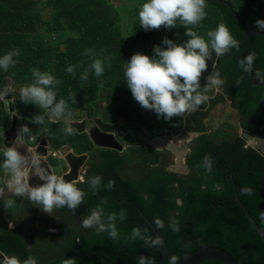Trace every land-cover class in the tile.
I'll return each mask as SVG.
<instances>
[{
	"label": "trees",
	"instance_id": "16d2710c",
	"mask_svg": "<svg viewBox=\"0 0 264 264\" xmlns=\"http://www.w3.org/2000/svg\"><path fill=\"white\" fill-rule=\"evenodd\" d=\"M225 1L232 5V9ZM243 1H246V8L256 10L253 9L255 8L253 2L257 0ZM258 1L264 5V0ZM69 3L68 7L66 5L68 21L72 17L70 12L73 9L79 10L77 19L86 18L89 21V27L85 30L90 31L91 23L95 21L96 15L88 9L89 7H83L78 3V8L75 6V1ZM19 5L21 9L13 12L12 9ZM237 5L243 6L236 4L234 0H205V6L212 7L218 12L222 23L228 27L230 34L239 43L238 48L229 49L224 55L218 56L216 70L224 79V93L234 100L233 109L243 120L241 127L264 135V87L255 85L249 79L248 73L243 71L237 63L245 54V30L236 16L245 21L242 16V10L245 12V8L240 10ZM33 11L32 4L31 14L29 13V0H0V30L1 26H5L6 32L10 34L9 40L5 39L8 43L4 47V52L15 49L14 47L19 45L13 41L18 27L16 29L10 27L13 25L12 19L18 17L21 29L25 31L31 27L32 31L40 21ZM26 20H30L31 25L25 26ZM12 36L14 37L11 39ZM86 40H74L76 44L70 46L68 55H64L66 59L58 56L57 61L64 62V65L66 63L72 65L73 59L70 57L72 50L74 55H80V52L85 55V49H92V54L80 61L83 71L79 72V76L73 77L71 73H67L66 67H64V74L70 76L67 89L93 95L97 91L95 85L100 84L102 77L93 75L90 64L94 58L103 60L102 46L104 45L100 40L92 41L90 38ZM134 48L140 49L138 46ZM1 50L0 52L4 53ZM18 50L22 61L26 62L24 66L26 69L29 68V60H31V71L36 67L43 68L45 64L50 65L49 57H46L44 61L36 60L44 54L33 46L31 49L23 47ZM29 53L31 58L28 57ZM250 54L253 55L252 68L255 75L264 81L263 35L252 36ZM113 61L117 62L114 58L105 64L103 73L111 67ZM85 68L91 72H88L86 80H81L80 76ZM95 116L102 117V109L99 106ZM58 126L61 130L63 123H58ZM78 134H86L89 138L87 133ZM65 144H54V148L59 150ZM189 145L190 153L186 159L189 172L186 175L170 172L167 167L161 165L149 164L146 166L143 177L138 180L121 175L126 170L129 159V153L126 150L119 152L98 147L99 160L87 168L84 183L89 176L100 175L102 177L100 186L93 192L88 185L84 190L83 200L75 211L67 207L54 208V210L71 217L84 218L88 210L100 204L101 201L104 202L103 207L106 213H118L120 209H124V218L116 219L117 239L109 238L106 232L97 234L91 228L76 229L61 224L58 227V233L62 235V247L55 256L45 260L39 252L26 243L22 232L18 229H7L5 233L0 234V250L6 254L15 255L21 260L31 254L36 258L37 264H61L63 259H73V264H137L141 255L150 258L152 264H157L163 255L162 245L150 246L139 237L130 239V236L131 229L136 227L142 234L147 230V235L152 238L157 237L147 221L155 227L152 221L158 217L163 221L164 226L155 228L163 237L168 250L164 264H168V258L172 255L177 257L178 262L205 245L226 250L238 261V264H264V244L236 200L238 196L264 235V222L259 219V212L264 211V157L252 148L246 147V143L239 137L233 141L218 144L205 134L198 136ZM75 154L80 155L85 152ZM205 155L212 160L210 172H206L200 166L202 157ZM109 179L113 181L110 189L104 187ZM242 186L251 187L252 194L241 193L239 189ZM170 219L176 220L178 226L176 231H172L169 227ZM204 264L221 263L214 261Z\"/></svg>",
	"mask_w": 264,
	"mask_h": 264
},
{
	"label": "rangeland",
	"instance_id": "374dc122",
	"mask_svg": "<svg viewBox=\"0 0 264 264\" xmlns=\"http://www.w3.org/2000/svg\"><path fill=\"white\" fill-rule=\"evenodd\" d=\"M71 1H75L76 7H78V3L83 7H89L88 9L96 15L95 21L91 23L90 31L85 30L89 27V21L86 18L77 19L79 10L73 9L70 12L72 14L71 20L68 21L69 15L66 5L68 7ZM234 1L236 4L239 2L241 4L243 0ZM142 2L143 0H29V13L31 14L33 4V12L40 20L34 26L35 29L31 31L30 27L23 31L19 26L21 22L18 17L12 19L13 25H10L13 29L18 27L14 33L15 39L13 41L19 45L15 46V49H22L23 47L31 49L33 46L44 54L36 60L42 59L44 61L46 57L50 58V65L45 64L43 68L36 67L35 69L50 72L58 81L55 88L57 96L63 97L69 103L73 111L74 118L72 121L86 119L88 123H91L98 118L95 116V112L99 106L102 109V117L100 118L104 122L120 125L116 130V135L124 149L129 153L126 170L121 175L134 180L143 177L146 166L149 164L168 167L174 162V157L170 152L155 150L148 144V139L163 138L167 142L189 147L187 139L192 133L193 126L187 116H173L165 121L162 118H157L151 110L141 108L124 86V62H127L130 56L137 52L151 57L153 45L166 47L161 45V40L164 37L172 39L175 43H180L186 39L184 36L185 27L191 28L197 35L206 38V33L209 30L215 29L218 23H222L218 12L212 7L205 6L206 16L195 25H183L177 21L175 27L165 29L162 25L158 29L145 31L139 27L137 18V9ZM245 3L246 1H244ZM237 6L240 10L245 8V12L242 10V16L252 25L256 19H264V5L260 4L258 0L253 2V6H255L253 9L256 10L246 8V4ZM91 7L93 8L91 9ZM19 9H21L20 5L12 11L16 12ZM24 23L25 26L31 25L30 20H26ZM9 35L6 32V27L1 26L0 49L3 52L4 47L7 46ZM86 38H90L92 41L100 40L104 45L102 46V55L110 57L111 60L114 58L117 60V62L113 61L111 67L106 68L107 71L105 70L100 75L102 80L100 84L98 82L99 85H95L97 91L93 95L81 94L77 90L67 89L70 76L64 74V67L70 63L64 65V62L57 61L58 56L66 59L64 55H68L70 46L76 44L74 40H86ZM135 46L140 49H135ZM2 54L0 52V55ZM28 57L31 58V53L28 54ZM70 57L73 59L72 66L74 69L71 75L73 77L79 76V72L83 71L80 61L88 57L81 52L80 55H74L73 50ZM13 59L16 63L12 64L7 71H0V91L5 93L4 96L0 97V144H4L3 132L11 126V118L15 117L19 126L25 124L30 128L35 134L36 142L42 139L47 140L49 154L47 161L54 168L56 174L62 176L64 172H67L68 166L66 160L60 157L61 153L60 156L57 155L58 157L52 156L55 150L58 151V149L52 148L54 144L66 143L64 146H69L74 153L84 151L88 156L86 163L88 167L93 162L98 161V147L91 143L86 134L79 135L75 129L71 135L63 134L58 126V123H63L62 121L49 122L45 118L44 125L32 122L31 118L41 114L43 110L21 102L18 92L21 85H26L32 81L31 60H29V68L26 69L24 67L26 62L25 60L22 61L20 53ZM63 75L64 77H62ZM205 75L207 74H201L200 77L202 86L205 82ZM221 79L223 82L218 88L208 90L207 98L223 90L224 79L222 77ZM69 93H71V99ZM233 102L234 100L228 98L227 104L217 106L206 121L207 134L215 143L233 141L239 137L243 120L233 109ZM207 105L206 99L196 109H205ZM25 142L27 146L34 144L32 141ZM4 179L5 177L0 176V184L3 183ZM84 181L85 173L82 172L79 179L81 183L77 182L76 186L83 192L88 187V183H84ZM13 199L17 200V203L12 207L5 208L0 202V234L5 233L10 227L16 226L25 235L26 243L33 250L39 252L45 260L55 256L62 247V235L58 233L59 225L63 224L85 230L80 225L83 217H71L54 209L45 213L26 199L18 197H13Z\"/></svg>",
	"mask_w": 264,
	"mask_h": 264
},
{
	"label": "clouds",
	"instance_id": "9594fccd",
	"mask_svg": "<svg viewBox=\"0 0 264 264\" xmlns=\"http://www.w3.org/2000/svg\"><path fill=\"white\" fill-rule=\"evenodd\" d=\"M206 16L205 0H143L137 9L139 27L145 31L175 27L177 21L183 25H195ZM253 27L259 32L264 31V19H256ZM186 39L175 43L167 37L162 38L161 45H153L152 53L149 55L133 53L123 65V76L125 87L129 90L131 97L145 110H151L157 118L168 121L173 116H179L185 111H194L207 99L210 88H218L222 79L218 70L210 71L204 76L203 86L200 83L202 72L206 69V61H211L213 54L222 56L229 51L239 47L238 41L230 34L224 23H218L213 30H209L204 36L197 35L191 28H184ZM18 49H11L0 55V71H7L16 63L13 57L18 56ZM85 55H91L92 49H85ZM110 57L94 58L90 68L93 75L100 76L104 66ZM253 61V55L247 54L237 61L238 66L245 72L249 71ZM73 66L65 68L67 73L73 72ZM88 69L85 68L80 79L86 80ZM58 81L47 71L32 69V81L21 85L18 89L19 99L24 104H31L43 110L31 118L32 122L44 125L47 121H62V133L71 135L73 133L72 120L73 111L69 103L58 97L55 90ZM5 93L0 91V97ZM71 99V93H69ZM35 134L30 128L21 124L15 132L11 144H0V176L5 177L0 184V202L5 208L12 207L17 203L15 198H23L38 206L43 212L49 213L54 208L67 207L75 211L81 204L84 192L76 186L74 181H66L63 176L49 171L48 165L41 164L45 155L37 152L33 147L21 153L18 143L21 141H34ZM201 167L206 172L211 171L212 160L208 155L202 157ZM30 176L37 178L41 183L29 184ZM81 177V175H80ZM79 177V179H80ZM100 175H92L87 183L93 192L101 184ZM79 181V180H78ZM113 181L109 179L104 185L111 188ZM217 187V185H214ZM239 191L251 195L253 189L242 186ZM103 201L88 210V214L81 220L82 228H91L97 234L107 233L111 239L118 238L116 219L124 218L125 211L120 209L118 213L105 212ZM259 219L264 222V211L259 212ZM152 223L156 228L164 226L163 221L156 217ZM169 227L176 231L178 226L175 219L169 220ZM141 230L133 227L130 239L139 237L145 244L158 246L162 243L157 236L150 237ZM0 264H37V260L31 254L23 260L15 255H9L0 251ZM61 264H73V259H63ZM137 264H152V260L145 256H139ZM168 264H177V257L172 255L168 258Z\"/></svg>",
	"mask_w": 264,
	"mask_h": 264
},
{
	"label": "water",
	"instance_id": "95a60500",
	"mask_svg": "<svg viewBox=\"0 0 264 264\" xmlns=\"http://www.w3.org/2000/svg\"><path fill=\"white\" fill-rule=\"evenodd\" d=\"M227 3V1H225ZM229 8L232 9V5L227 3ZM245 30V55L251 53V40L254 34H261L264 36V31H257L255 28L249 26L246 22H244L238 15H236ZM218 56L213 54L211 61H206V69L202 72V74H208L210 71H216ZM249 79L257 86L264 87V81L260 80L254 73L252 64L247 71ZM228 102V97L224 93V91H218L214 97H209L207 99V107L205 109H195L194 111L188 112L185 111L181 115L187 116L192 123V133L190 137L187 139V143L190 144L200 135L207 134L206 121L210 118V115L214 111V109L219 105H226ZM73 129H75L78 133H87L90 140L96 147L103 149H111L119 152L124 151V146L118 140L116 135V130L120 127L119 124H110L104 122L100 117L94 119L91 123H88L86 119L82 121H72L71 122ZM19 127L15 117L11 118V126L3 132V138L5 145H9L12 143L15 137L16 129ZM239 138L246 143V147H250L255 150L258 154L264 157V135L258 132H251L245 128H241ZM148 144L152 146L157 151L166 150L172 154L174 157V162L167 167V170L176 174L186 175L189 172L188 166L186 164L187 156L190 153V148L188 146H180L174 142H167L163 138H150L148 139ZM18 150L21 153H24L26 150L30 149L29 146L26 145L25 141H21L18 143ZM37 152L42 155H45V160L41 162L43 165H48L49 171L55 172L54 168L49 165L47 158L48 154V142L46 139H42L39 145L36 148ZM61 156L63 157L68 166L67 172H65L62 176L66 181H74L77 182L82 171L86 174V170L88 166L86 165L88 156L87 154L77 155L72 152L69 146H64L60 148ZM41 183L37 178L30 176L29 184L36 185ZM236 200L257 230L263 244H264V235L259 229V226L253 220L251 215L249 214L246 207L240 201L239 197L236 196ZM181 201H179L180 203ZM148 225L151 227L153 232L158 236L162 243L163 247V255L157 264H164L168 250L166 243L163 237L158 233L156 228L148 222ZM1 251V250H0ZM219 262L221 264H238V261L226 250H223L218 247L213 246H202L180 261L177 264H204L207 262Z\"/></svg>",
	"mask_w": 264,
	"mask_h": 264
},
{
	"label": "built area",
	"instance_id": "2783aa9c",
	"mask_svg": "<svg viewBox=\"0 0 264 264\" xmlns=\"http://www.w3.org/2000/svg\"><path fill=\"white\" fill-rule=\"evenodd\" d=\"M34 141H32V143H34ZM40 142H36L34 143L32 146L30 145L29 148H33V147H37L39 145ZM57 155L60 156V149L58 151H55V153L52 154L53 157H58Z\"/></svg>",
	"mask_w": 264,
	"mask_h": 264
},
{
	"label": "crops",
	"instance_id": "0c3cea01",
	"mask_svg": "<svg viewBox=\"0 0 264 264\" xmlns=\"http://www.w3.org/2000/svg\"><path fill=\"white\" fill-rule=\"evenodd\" d=\"M244 2V1H243ZM238 4V3H237ZM239 4H240V2H239ZM241 4L242 5H244L242 2H241ZM260 4H263L261 1H260ZM243 18H244V16H243ZM244 21V20H243ZM245 21H246V23H248V24H250L247 20H246V18H245ZM244 21V22H245ZM252 27H253V25L252 24H250ZM254 28V27H253ZM36 140L37 139H35V142L34 143H36ZM41 140H38L37 142H40ZM31 146H32V144H31ZM52 148H54V147H52ZM54 150V149H53ZM125 150V149H124ZM56 151V150H55ZM83 172V171H82ZM65 173V172H64ZM9 229H17V227L16 226H14V227H10Z\"/></svg>",
	"mask_w": 264,
	"mask_h": 264
},
{
	"label": "flooded vegetation",
	"instance_id": "af4514ba",
	"mask_svg": "<svg viewBox=\"0 0 264 264\" xmlns=\"http://www.w3.org/2000/svg\"><path fill=\"white\" fill-rule=\"evenodd\" d=\"M221 91H222V90H221ZM215 95H216V94H214V95H212V96H210V97H214ZM208 98H209V97H208ZM208 98H207V99H208Z\"/></svg>",
	"mask_w": 264,
	"mask_h": 264
},
{
	"label": "bare ground",
	"instance_id": "6f19581e",
	"mask_svg": "<svg viewBox=\"0 0 264 264\" xmlns=\"http://www.w3.org/2000/svg\"><path fill=\"white\" fill-rule=\"evenodd\" d=\"M217 94V93H216ZM239 135H240V133H239Z\"/></svg>",
	"mask_w": 264,
	"mask_h": 264
}]
</instances>
